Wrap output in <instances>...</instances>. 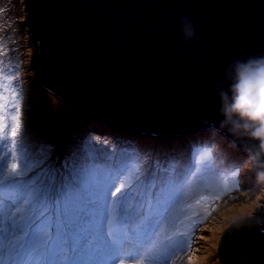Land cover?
Listing matches in <instances>:
<instances>
[{"label":"water","instance_id":"water-1","mask_svg":"<svg viewBox=\"0 0 264 264\" xmlns=\"http://www.w3.org/2000/svg\"><path fill=\"white\" fill-rule=\"evenodd\" d=\"M34 82L124 133L219 130L235 60L264 56V0H25ZM182 17L195 28L186 41ZM227 132L226 130H223ZM228 133V132H227ZM229 136L246 155V141ZM222 264H264V204L224 233Z\"/></svg>","mask_w":264,"mask_h":264},{"label":"snow or ice","instance_id":"snow-or-ice-1","mask_svg":"<svg viewBox=\"0 0 264 264\" xmlns=\"http://www.w3.org/2000/svg\"><path fill=\"white\" fill-rule=\"evenodd\" d=\"M18 80L0 66V264H177L185 256L193 264L198 216L211 215L240 169L215 163L219 157L203 149L198 153L213 163L197 193L190 186L196 154L187 170L164 168L155 193L151 169L144 175L133 169L126 185L128 161L110 157L91 163L88 182L42 180L36 169L43 161L29 151L27 126L21 134ZM181 200L179 224L162 235L164 218Z\"/></svg>","mask_w":264,"mask_h":264},{"label":"rangeland","instance_id":"rangeland-1","mask_svg":"<svg viewBox=\"0 0 264 264\" xmlns=\"http://www.w3.org/2000/svg\"><path fill=\"white\" fill-rule=\"evenodd\" d=\"M24 1L0 0V66L19 76V80L13 83H18L23 93L21 134L27 126L29 151L36 160L43 161L41 168L36 169V172L41 173V179L55 181L57 184L88 182L93 178L90 171L91 163L110 157L113 160L129 161L130 169L125 177L126 185L132 180L133 169H140L141 175L151 169L155 185L151 191L155 193L160 186L159 181L164 168L174 164L187 170L186 162H190L196 154L200 163L192 172L190 186L192 191L197 193L205 182L207 165L213 163L208 156L200 155L198 150L211 149L212 156L219 157L215 163L219 164L222 161L224 167L231 166L240 171L231 182L232 191L221 197L211 215L206 218L203 214L198 216L202 222L197 225L193 233L191 248L194 252L193 264H222L219 245L224 233L239 221L255 217L264 204V185L257 184L250 173L241 169L239 161L229 162L233 155L242 159L246 155L239 149L235 150L232 143L227 144V139L224 143L211 140L207 146H198L190 153L180 152V147L175 143L170 146L162 143L159 149H148V154H143L144 156L137 162L135 158L129 160L128 140H109L104 135L98 137L91 132L84 134V125L90 120L73 111L34 82L31 62L35 50L31 47L29 33L24 28L26 20ZM109 129L114 133L118 132L115 128L109 127ZM211 133L213 135V132ZM129 134H132L131 137L134 136V133ZM110 135L114 137L115 134ZM159 139L163 141L165 138ZM129 141L132 143V140ZM223 144L225 147L232 146L228 148L230 151L224 154L223 150L225 151L226 148ZM161 149L164 152H161ZM149 154H152V158H148ZM3 155L7 157L6 152ZM8 162H11L10 159ZM34 174L30 173V175ZM147 188L148 184L145 182L141 190ZM182 204L183 200L175 204L167 213L162 223V235L168 234L179 224ZM177 264H186V256Z\"/></svg>","mask_w":264,"mask_h":264},{"label":"clouds","instance_id":"clouds-1","mask_svg":"<svg viewBox=\"0 0 264 264\" xmlns=\"http://www.w3.org/2000/svg\"><path fill=\"white\" fill-rule=\"evenodd\" d=\"M181 22L185 40H192L194 26L187 17H182ZM225 77L229 81L228 88L220 87L217 92L219 114L223 117L219 130L247 142L246 156L239 166L250 173L257 184L264 185V56L235 60Z\"/></svg>","mask_w":264,"mask_h":264},{"label":"trees","instance_id":"trees-1","mask_svg":"<svg viewBox=\"0 0 264 264\" xmlns=\"http://www.w3.org/2000/svg\"><path fill=\"white\" fill-rule=\"evenodd\" d=\"M83 129H84L83 130L84 134L91 132L92 135H96L98 137H101L102 135H104L109 140H119V141L128 140V146H129L128 153L130 155L129 160L131 158H135L137 162L144 156L143 154H148V149H159L162 147L161 146L162 143L167 144L169 146L170 144L174 145L175 143V145H178L180 147V150H181L180 152L190 153L191 150H193L194 148L198 146H201V147L207 146L209 144V141L211 140L216 143L220 141L221 143H224V140L227 139L226 140L227 144L229 142L228 140H230L228 133L224 132L223 130H219L218 136H213L211 132L214 133L216 131L214 128L212 129L197 128V129H193L183 134H179V135L171 134L169 136H164V135H159V134H148V133L142 132L139 134H134V136L132 137H131L132 134H129V133H123L120 131L114 133V131H112L111 129L104 127L100 124H97L93 121H87ZM209 130H213V131H209ZM110 134H115V135L114 137H111ZM138 136L139 138H137ZM159 138H165V139L162 141V139H159ZM129 140H132V143ZM230 142L232 143L235 150L238 149L236 148L237 144L233 143L234 141L230 140ZM223 145L225 147V144ZM226 146L228 147H225L226 150L225 151L223 150V154L226 153L227 151H230V149H228L229 147L232 148V146H229V145H226ZM161 152H164L163 149H161ZM213 153H216V152H213ZM148 158H152V154H149ZM242 160H243L242 157L233 155L229 162H236V161L241 162Z\"/></svg>","mask_w":264,"mask_h":264}]
</instances>
